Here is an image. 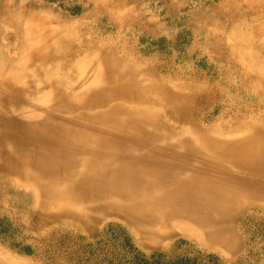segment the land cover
<instances>
[{
    "label": "bare ground",
    "instance_id": "obj_1",
    "mask_svg": "<svg viewBox=\"0 0 264 264\" xmlns=\"http://www.w3.org/2000/svg\"><path fill=\"white\" fill-rule=\"evenodd\" d=\"M23 39L31 43L24 59L10 56L13 72L0 71V166L38 187V204L59 210L38 215V223L67 215L89 228L118 215L159 237L179 218L202 228L208 241L227 244L234 212L264 197V129L251 124L240 136L233 115L212 130L216 116L202 115L211 106L234 108L233 81L218 78L185 93L110 54L100 56L92 79L62 81L47 66L53 40L42 29ZM29 61L32 74L22 69ZM26 101L36 111L21 106Z\"/></svg>",
    "mask_w": 264,
    "mask_h": 264
},
{
    "label": "rangeland",
    "instance_id": "obj_2",
    "mask_svg": "<svg viewBox=\"0 0 264 264\" xmlns=\"http://www.w3.org/2000/svg\"><path fill=\"white\" fill-rule=\"evenodd\" d=\"M38 29L57 46L47 66L62 81L92 79L102 54L144 74L154 70L158 81L185 93L230 78L234 108L211 106L202 114L216 116L210 129H223L233 115L240 136L251 124L264 129V0H0V71L13 72L7 58L24 59L31 43L23 37ZM60 48L74 51L63 56ZM35 65L22 69L32 74ZM21 106L36 111L27 101ZM157 108L171 123L166 107ZM181 126L193 134L189 123ZM263 198L234 212L227 244L179 218L159 237L118 215L89 228L67 215L41 225L38 215L59 210L38 204V187L0 166V264H264Z\"/></svg>",
    "mask_w": 264,
    "mask_h": 264
}]
</instances>
